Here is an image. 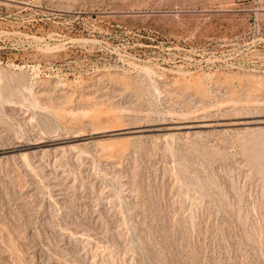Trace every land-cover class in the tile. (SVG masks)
<instances>
[{
	"label": "rangeland",
	"instance_id": "obj_1",
	"mask_svg": "<svg viewBox=\"0 0 264 264\" xmlns=\"http://www.w3.org/2000/svg\"><path fill=\"white\" fill-rule=\"evenodd\" d=\"M0 264H264V0H0Z\"/></svg>",
	"mask_w": 264,
	"mask_h": 264
}]
</instances>
